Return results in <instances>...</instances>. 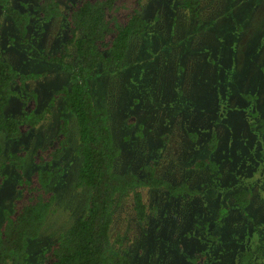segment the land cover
<instances>
[{"label": "rangeland", "instance_id": "obj_1", "mask_svg": "<svg viewBox=\"0 0 264 264\" xmlns=\"http://www.w3.org/2000/svg\"><path fill=\"white\" fill-rule=\"evenodd\" d=\"M36 1L9 0L30 15L25 40L0 7V54L18 72L34 75L13 87L4 112L21 120L30 108L46 110L18 137L0 133V220L18 193L10 155L21 147L22 175H30L35 153L52 144L61 117L67 119L65 144L54 161L61 172L50 184L56 200L39 235L27 243V264H45L43 251L84 214L88 199V190L76 186L74 115L61 98L52 99L72 78L40 57L63 42L65 22L62 16L40 18ZM58 1L65 7L73 0ZM183 1L142 0L145 31L130 37L120 61L96 67L88 80L120 150L114 170L144 177L143 166L152 163L156 176L197 189L193 196L149 186L119 193L111 252L131 264H236L240 251L253 249L252 261L264 264V143L252 127L264 116V0H197L196 15ZM213 134L217 144L209 152ZM207 155L215 170L191 165ZM243 187L251 189L244 211L233 199ZM136 191L145 203L143 219L134 209Z\"/></svg>", "mask_w": 264, "mask_h": 264}, {"label": "trees", "instance_id": "obj_2", "mask_svg": "<svg viewBox=\"0 0 264 264\" xmlns=\"http://www.w3.org/2000/svg\"><path fill=\"white\" fill-rule=\"evenodd\" d=\"M183 4L193 15L197 14V0H184ZM0 7L3 14L15 23L20 38L25 40L29 13L15 8L9 0H0ZM35 10L42 19L62 16L65 22L63 42L54 52L41 53L40 57L57 63L72 78L69 85L55 90L52 99L61 98L66 110L74 115L76 151L80 156L76 186L88 190L86 211L43 251V260L45 264H131L124 254L111 252L109 228L117 195L142 186L163 187L172 196L197 193L196 188L185 182L170 183L156 176L152 163L143 166L144 177L130 170H114L120 150L113 142L107 123L108 113L104 106L95 105L93 94L87 87L96 67L106 68L120 61L130 37L145 31L143 2L73 0L62 7L58 0H37ZM72 57L75 63L70 61ZM32 77L33 73L15 70L0 54V133L8 138L18 137L45 118L46 110L37 113L30 108L21 120L4 112L13 87H23ZM60 123L52 144L35 153L30 175H22L23 149L20 147L10 155L9 160L19 175L18 193L11 208L3 210L0 220V264H27V243L39 235L53 208L56 194L50 184L61 172L54 167V161L65 144L67 119L61 117ZM252 127L262 135L264 143V116L253 122ZM216 144L217 138L213 134L207 143L208 151H214ZM191 165L208 167L211 171L217 166L209 155L196 159ZM250 196V188H240L233 193L234 203L244 211ZM133 202L137 217L143 219L146 207L139 191L134 193ZM225 212L226 208L221 209L222 214ZM253 255V249L240 251L236 264H261L252 261Z\"/></svg>", "mask_w": 264, "mask_h": 264}, {"label": "flooded vegetation", "instance_id": "obj_3", "mask_svg": "<svg viewBox=\"0 0 264 264\" xmlns=\"http://www.w3.org/2000/svg\"><path fill=\"white\" fill-rule=\"evenodd\" d=\"M67 6V5H66Z\"/></svg>", "mask_w": 264, "mask_h": 264}]
</instances>
